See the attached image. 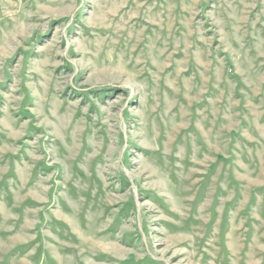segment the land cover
Returning a JSON list of instances; mask_svg holds the SVG:
<instances>
[{
    "label": "rangeland",
    "instance_id": "rangeland-1",
    "mask_svg": "<svg viewBox=\"0 0 264 264\" xmlns=\"http://www.w3.org/2000/svg\"><path fill=\"white\" fill-rule=\"evenodd\" d=\"M0 264H264V0H0Z\"/></svg>",
    "mask_w": 264,
    "mask_h": 264
}]
</instances>
